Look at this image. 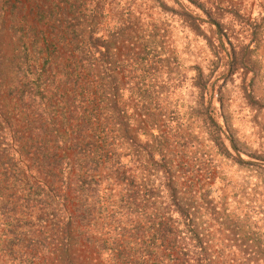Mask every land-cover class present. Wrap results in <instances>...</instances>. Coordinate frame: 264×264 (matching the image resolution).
I'll return each mask as SVG.
<instances>
[{
	"label": "rangeland",
	"instance_id": "rangeland-1",
	"mask_svg": "<svg viewBox=\"0 0 264 264\" xmlns=\"http://www.w3.org/2000/svg\"><path fill=\"white\" fill-rule=\"evenodd\" d=\"M1 2L0 51L11 32H27L68 70L74 62L58 55L80 41L81 32L72 31L78 15L91 36L83 48L113 38L120 83L132 86L134 100L145 87L158 94L145 114L136 107L130 125L141 141L149 137L142 130L155 133V156L147 159L145 148L111 166L103 161L85 193L119 196L121 204L138 190L166 215L149 225H103L101 212L80 227L69 251L57 244L52 254H38L33 236L20 240L22 253L0 249V264H264V0H67L68 11L63 0ZM92 11L94 29L85 17ZM150 76L146 86L142 77ZM127 89L122 104L130 110ZM67 194L76 213L74 188ZM17 211L11 223L37 235Z\"/></svg>",
	"mask_w": 264,
	"mask_h": 264
},
{
	"label": "trees",
	"instance_id": "trees-1",
	"mask_svg": "<svg viewBox=\"0 0 264 264\" xmlns=\"http://www.w3.org/2000/svg\"><path fill=\"white\" fill-rule=\"evenodd\" d=\"M63 1L64 11L73 10L72 4ZM93 16V11L85 16L92 29ZM76 19L77 28L72 31L81 32L80 41L74 42L72 51L66 55L62 52L58 55L74 62L68 70L52 63L50 51L36 48V38L27 32H11L7 47L0 51L1 250L7 246L10 251L22 253L24 246L20 240L38 236V254H52L57 244L69 251L68 246L81 234L80 227L94 224L89 218L95 220L101 212L106 217L103 225L125 220L133 223L132 226H142L153 224L156 219L164 221L163 215H166L164 210L156 212L150 206L154 201H147L150 195L138 190L126 195L128 200L121 204L117 203L119 196L105 200L99 194L88 197L85 193L92 186L91 172L103 161H110L111 166L119 163L121 154L134 155L135 150L138 157L140 149L145 148L143 155L147 159L155 156L153 147L159 144L155 133L142 130L141 133L149 137L141 141L130 125L136 107L145 114L151 95L157 97L158 94L145 87L144 94L134 100L132 86L120 83L113 38H104L97 45L83 48L82 42L91 36L84 32L86 25L79 21L78 15ZM22 28L19 24L16 29L21 31ZM68 41L72 42V38ZM82 56L86 61H82ZM140 73L144 75V67H140ZM142 79L146 86L154 83L153 76ZM31 85L35 91L28 94L26 90H31ZM137 85L133 87L138 94L141 86ZM126 87L125 104L128 103L130 110L122 104ZM8 94H11L10 99L14 98L12 104L6 97ZM168 185L169 181L165 183ZM69 188L75 190L76 213L68 204ZM111 192L110 189V197ZM136 199L142 204L134 208L131 203ZM16 211L26 217V222L31 220L29 225L38 227L37 235L30 230H20L21 224L11 223ZM85 237L90 239L91 236L86 234Z\"/></svg>",
	"mask_w": 264,
	"mask_h": 264
}]
</instances>
